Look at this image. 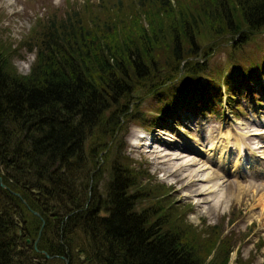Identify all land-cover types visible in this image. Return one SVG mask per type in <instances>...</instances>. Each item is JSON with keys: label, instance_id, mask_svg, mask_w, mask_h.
I'll list each match as a JSON object with an SVG mask.
<instances>
[{"label": "trees", "instance_id": "obj_1", "mask_svg": "<svg viewBox=\"0 0 264 264\" xmlns=\"http://www.w3.org/2000/svg\"><path fill=\"white\" fill-rule=\"evenodd\" d=\"M86 3L36 18V30L21 43L35 50L29 75L16 72L0 39V264H212L205 259L214 244L221 252L214 264H224L230 248L215 237L216 227L188 224L161 185L105 147L119 117L128 114L125 104L105 112L147 71H156L159 46L172 60L162 61L175 70L201 37L220 34L221 23L245 41L264 31V0ZM192 9L198 19L186 13ZM201 11L209 20L203 29ZM214 22L220 24L214 28ZM234 71L255 85L264 57L259 67L232 61L220 79L193 66L180 79L169 76L167 89L153 94L159 117L172 112L175 99L218 106L221 89L228 92L238 79ZM104 148L110 169L99 191L96 162Z\"/></svg>", "mask_w": 264, "mask_h": 264}, {"label": "rangeland", "instance_id": "obj_2", "mask_svg": "<svg viewBox=\"0 0 264 264\" xmlns=\"http://www.w3.org/2000/svg\"><path fill=\"white\" fill-rule=\"evenodd\" d=\"M98 1L12 0V3H9L8 0H0V39L5 47L9 48L10 60L16 72L24 75L23 73L27 71L24 65L31 66L33 63L31 57L35 56V50L28 51L24 43H21L22 41L26 43L33 30H36L34 28V25L37 24L36 18L44 20L45 16L51 12L60 16L64 11L70 10L66 4H70L69 7L75 4L73 8L79 10L85 2L96 4ZM123 1L127 2V0ZM182 1L186 3L189 0ZM191 1L194 3L197 0ZM186 13L192 14L190 16L193 18L196 16L198 19L199 17V13L194 9ZM202 13L206 15L204 11H201ZM203 14L202 17L200 16L201 22L197 21L200 29L204 28L206 25L204 23L208 20ZM158 16L161 20L167 19L165 16ZM162 17L166 19H162ZM141 23L143 24V21ZM214 23L212 24L214 28L220 24ZM220 27V34L216 38L211 40L208 36L201 37L199 43L195 44L191 55L180 62L175 70L166 66L162 61L168 58L172 62L167 49H160L161 46H159L157 50H154L153 55H156L154 57L157 58L156 71H147V76L138 77L136 84H133V91L127 97L123 96L117 103L108 106L105 115H108L109 110H114L119 106L122 108L124 104L128 114L119 117L120 123L115 127L113 141L110 142V138H108V141L106 140L107 142L104 143L105 147L110 146V148L119 150L123 156H128L132 162L130 167L134 170L140 169L148 174L151 184L161 185L167 191L168 202L178 206L177 210L179 213H184V219L188 224L202 231L206 226L216 227L215 234H218L215 237L220 236L225 239L229 245L228 248H230L224 264H237V262L240 264H264V73L259 71L258 83L253 85L250 79L246 78L243 81L237 71H234L238 79L232 85L231 90L224 91L223 99L220 100L219 105L214 106L211 102L205 103L208 104L207 106L212 105V110L207 109L205 104L199 100L195 102L197 105L194 106L186 104L187 101L181 98L175 99L172 112L160 118L161 113L158 112L156 97L153 95L158 88L167 89L169 85L167 82L170 81L168 80L169 76L171 78L174 75L175 79H180L184 70L190 69L192 66L200 67L205 71L204 74L219 79L225 76L232 61H240L242 66H247L249 62L258 67L261 66L264 57V31L251 33L248 36L251 38L245 41L246 39L241 34H234L231 33V30L223 28L222 23ZM241 40H243V44L237 45ZM238 87H240L239 92H237ZM227 96L229 102L224 99ZM238 104L239 106L235 110L234 108ZM156 133L157 135H154ZM248 135L250 136L248 137ZM97 139L98 136L91 142L93 148L99 144L96 142ZM159 142L179 143L180 146L187 149L189 145L191 148H195V145L199 143L201 144L199 146L207 152L213 146L214 150L211 152L216 156L215 152L221 149V144L226 145L230 158L237 159L239 157L235 166L237 174L234 176V173L227 174L217 169L218 165L222 167L223 164L212 157L209 158L206 155L207 152L197 151L194 153L189 149L190 152L185 150L172 152L175 153L173 155L184 153L186 158L188 157L187 159L204 161L206 165L201 167L198 172V178L202 179L200 182L204 193L193 196L187 189L182 188L184 183L178 180L177 174H180L181 171L172 174L171 169L168 168L173 163L179 166H182L183 163L171 159V156L164 154L165 151H160V156H156L154 152L151 153L152 150H156V152L158 149L161 150ZM86 144L88 146V143ZM106 151L104 148L99 153L96 162L99 170L97 178L98 176L100 178H98L99 191H101L110 169L111 159L106 155ZM165 159H170L168 164L162 163ZM231 161L229 159L224 167L225 170L230 169ZM209 167L218 171L217 173L223 175L224 178L213 179L210 177L208 179ZM144 179L140 175L139 181L144 183ZM232 179L238 183H235L232 189H228L230 185L225 180L231 181ZM251 184L259 186L255 188ZM206 188H208L206 191H210L209 193H205ZM152 204L150 202L142 203V205L149 206L154 205ZM39 222L42 225L41 219ZM219 232L221 233L219 234ZM217 251L216 244H214L205 260H210L212 264L216 263L221 254Z\"/></svg>", "mask_w": 264, "mask_h": 264}, {"label": "bare ground", "instance_id": "obj_3", "mask_svg": "<svg viewBox=\"0 0 264 264\" xmlns=\"http://www.w3.org/2000/svg\"><path fill=\"white\" fill-rule=\"evenodd\" d=\"M244 134V133H243ZM246 135V134H245ZM254 135V134H253ZM239 136V135H238ZM250 135H248V137H249ZM151 137L153 138V136L151 135ZM236 137V136H235ZM248 137H246V138H248ZM252 137V136H251ZM237 138V137H236ZM253 139V138H252ZM150 140V139H149ZM239 142V141H238ZM250 142H252V141H250ZM221 143V142H220ZM223 143V142H222ZM246 143V142H245ZM145 144V143H144ZM198 145H195V148H191L190 147V145L188 146V144H186L187 146H188V149L189 150H191V151H193L194 153H196L197 151L199 152V151H202V152H207V151H205V149H203L201 146H199V145H201V144H199V143H197ZM239 144V143H238ZM159 145H160V147H162V148H160L161 150H159L158 149V151L156 152V150H152L151 151V153H156V156L157 155H161V152H164L165 151V153L164 154H167L168 156H171V159H173V160H179V161H181L183 164H182V166H179V165H177L176 163H173L172 165H169V167L168 168H170L171 169V173L172 174H175L176 172L178 173V171H181L180 172V174L178 173L177 175L179 176L178 177V180L179 181H182L183 183H184V185H183V189H187L188 191H189V193L190 194H193V196H196V195H202L203 193H204V189H203V187H202V185H201V180L202 179H199L198 178V172L201 170V167H204V166H206L205 165V163H204V161H196V160H190V159H187L186 158V154H184V153H182V154H180V153H178L177 155H173V154H175V153H172V152H175V151H177V150H185L186 152H188L189 150L187 149V148H184V147H182V146H180L179 145V143H174L173 142V144L171 143H168V142H159ZM248 146V145H247ZM251 146V145H250ZM177 147H179V148H181V149H178ZM226 145H222L221 144V149L220 150H218L217 152H215V153H217V156L216 155H213L212 154V152L211 151H213L214 150V148H213V146H211L210 148H209V152H207L206 153V155L210 158V157H212V158H214V159H216L218 162H221L222 164H223V166L221 167V166H217L218 168L217 169H220V170H222V172H226L227 174H233L234 173V176L237 174V170L235 169V166H236V163H237V159L239 158H230L229 157V155H228V150L226 149ZM148 149H150V148H148ZM176 149V150H175ZM195 149V150H194ZM233 150V149H232ZM149 151V150H148ZM161 151V152H160ZM190 152V151H189ZM165 156V155H164ZM163 156V157H164ZM207 156H205V157H207ZM200 159H202V158H200ZM229 159H231L232 161L230 162V169L229 170H225L224 169V167L227 165V163L229 162ZM169 160L170 159H165V160H163L162 161V163H166V164H168V162H169ZM211 161V160H210ZM172 162V161H171ZM211 165V164H210ZM264 166V165H263ZM205 168H207V167H205ZM209 169H210V173L208 174L209 176V178L208 179H210V177L211 178H213V179H216V178H220V179H222V178H224L223 177V175H220V174H218L217 172L218 171H215V170H213L212 168H210L209 167ZM167 170H169V169H167ZM166 170V171H167ZM207 171V170H206ZM235 171V172H234ZM205 173V172H204ZM171 174V175H172ZM205 177V176H204ZM203 178V177H202ZM203 179H205V178H203ZM207 179V180H208ZM226 182H229L228 183V185H230V187L228 188V189H232L233 187H234V184L235 183H238V181H235L234 179H232L231 181H227V180H225ZM251 186H253V187H255V188H257L259 185H254V184H251ZM261 186V185H260ZM206 190H208V188H206L205 189V193L206 192H210V191H206ZM211 190V189H210ZM226 190H227V188H226ZM207 193V194H208ZM210 195V194H209ZM216 196V195H215ZM198 197V196H197ZM222 198V197H221ZM218 199H219V197H218ZM221 200V199H220ZM219 201V200H218ZM217 203V202H216ZM218 204V203H217ZM212 205V204H211Z\"/></svg>", "mask_w": 264, "mask_h": 264}, {"label": "clouds", "instance_id": "obj_4", "mask_svg": "<svg viewBox=\"0 0 264 264\" xmlns=\"http://www.w3.org/2000/svg\"><path fill=\"white\" fill-rule=\"evenodd\" d=\"M8 2H9V3H12V0H8ZM31 60H32L33 62H35L36 57L33 55V56L31 57ZM24 67H25V69H27V71H26L25 73H23V74H24V75H29V74L31 73V67H30L28 64H25Z\"/></svg>", "mask_w": 264, "mask_h": 264}, {"label": "water", "instance_id": "obj_5", "mask_svg": "<svg viewBox=\"0 0 264 264\" xmlns=\"http://www.w3.org/2000/svg\"><path fill=\"white\" fill-rule=\"evenodd\" d=\"M0 187L3 188L4 186L0 183ZM16 196H18V195L16 194ZM34 214L37 215L36 213H34ZM37 238H38V235H37L36 239H35L34 242H33L34 245H35V242H36ZM33 247L35 248V246H33ZM45 257L48 258L47 255H45ZM64 264H67L66 260H64Z\"/></svg>", "mask_w": 264, "mask_h": 264}]
</instances>
